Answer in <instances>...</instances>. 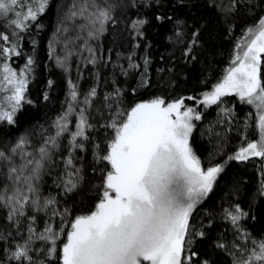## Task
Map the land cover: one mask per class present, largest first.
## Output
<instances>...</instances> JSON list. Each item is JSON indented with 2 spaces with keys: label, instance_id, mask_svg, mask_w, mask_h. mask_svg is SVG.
Listing matches in <instances>:
<instances>
[{
  "label": "snow or ice",
  "instance_id": "1",
  "mask_svg": "<svg viewBox=\"0 0 264 264\" xmlns=\"http://www.w3.org/2000/svg\"><path fill=\"white\" fill-rule=\"evenodd\" d=\"M0 264H264V0H0Z\"/></svg>",
  "mask_w": 264,
  "mask_h": 264
},
{
  "label": "trees",
  "instance_id": "2",
  "mask_svg": "<svg viewBox=\"0 0 264 264\" xmlns=\"http://www.w3.org/2000/svg\"><path fill=\"white\" fill-rule=\"evenodd\" d=\"M44 22L48 25V31L51 30V24H52V13L51 11L45 15L43 17ZM48 31H46L43 34V38H46L48 35ZM156 41L157 43L163 45V29L160 30V34L156 37ZM162 50V49H160ZM44 55V48H43V39H42V45H41V56ZM45 71L46 69L44 68L43 64H41V68H40V72H39V78L37 80V82L32 86V95L34 99H37V93H39L41 91L42 85L44 83L45 80ZM54 75L58 76V73H54ZM64 88H65V84L62 78H58L57 79V91L54 93V99L61 100L63 99V95H64ZM41 107L39 108H28L25 113L22 116V121H21V125L23 126V124L27 121H30L33 117H37L39 118L43 111V101H39ZM58 108V104L56 105L55 108H53L52 110L55 111ZM237 165L235 163H233L232 167L235 168Z\"/></svg>",
  "mask_w": 264,
  "mask_h": 264
}]
</instances>
